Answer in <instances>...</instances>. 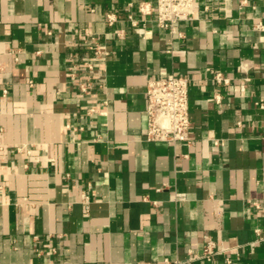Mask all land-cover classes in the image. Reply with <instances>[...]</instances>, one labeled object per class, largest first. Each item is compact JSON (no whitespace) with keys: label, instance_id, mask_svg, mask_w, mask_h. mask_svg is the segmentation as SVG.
I'll return each mask as SVG.
<instances>
[{"label":"crops","instance_id":"obj_1","mask_svg":"<svg viewBox=\"0 0 264 264\" xmlns=\"http://www.w3.org/2000/svg\"><path fill=\"white\" fill-rule=\"evenodd\" d=\"M140 1L0 0V264H264V0H193L180 35ZM87 35L110 54L81 92ZM169 73L188 144L144 139Z\"/></svg>","mask_w":264,"mask_h":264},{"label":"built area","instance_id":"obj_2","mask_svg":"<svg viewBox=\"0 0 264 264\" xmlns=\"http://www.w3.org/2000/svg\"><path fill=\"white\" fill-rule=\"evenodd\" d=\"M136 9L142 15H153L159 27L180 35L177 25L190 18L193 12V0H143L137 3ZM127 19L132 25L136 24L132 14H127ZM115 21L116 17L113 13L106 15L109 26H113ZM255 27L262 29L263 25L256 23ZM114 32L121 37L120 30L114 29ZM83 44L91 55L88 58L83 57L73 65L79 71L73 74V78L79 90L86 92L92 88L91 79L95 77L92 74L95 67L110 54V50L104 41L91 35L83 38ZM213 78L217 83L229 82V79L218 71L213 72ZM190 85L189 77L173 73L147 81L144 93L146 101L144 139L146 141H177L185 144L190 142L191 120L188 109ZM203 253L207 258L214 253L210 242L204 246ZM188 262L189 259H176L166 261V264H187Z\"/></svg>","mask_w":264,"mask_h":264}]
</instances>
